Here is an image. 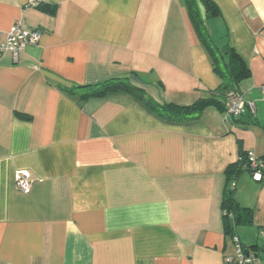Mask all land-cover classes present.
Wrapping results in <instances>:
<instances>
[{
	"label": "crops",
	"instance_id": "0c3cea01",
	"mask_svg": "<svg viewBox=\"0 0 264 264\" xmlns=\"http://www.w3.org/2000/svg\"><path fill=\"white\" fill-rule=\"evenodd\" d=\"M212 1L220 15L205 27L249 68L239 91L255 105L229 122L215 107L165 121L128 93L81 100L74 90L128 77L177 106L216 90L182 0H0V42L17 22L40 32L16 61L0 60V264H224L234 254L224 172L240 150L264 155V0ZM234 190L252 218L235 234L264 264V184L243 171Z\"/></svg>",
	"mask_w": 264,
	"mask_h": 264
},
{
	"label": "trees",
	"instance_id": "16d2710c",
	"mask_svg": "<svg viewBox=\"0 0 264 264\" xmlns=\"http://www.w3.org/2000/svg\"><path fill=\"white\" fill-rule=\"evenodd\" d=\"M182 2L199 43L207 55L211 69L220 80V85L216 90L208 92V96L200 98L189 106L159 105L142 90L131 85L128 77H120L93 85L75 87L74 90L80 94V99L87 100L94 97H103L108 93L114 92L128 93L140 100L157 117L170 122L198 120L203 110L207 107H215L222 113L225 109L227 94L229 92L240 93L239 85L242 81L249 78L250 70L230 44L219 47L212 41L205 27V21L220 15L215 3L212 0H182ZM38 9L48 14H53L55 11L53 6L46 4H41ZM69 92H72V90H69ZM18 116L23 120L30 119L25 115L19 114ZM238 142L241 144V140H238ZM247 154L240 150L239 161L229 165L224 172L226 182L222 199V212L224 232L229 237L235 234L238 226L251 224L252 222L251 211L240 207L234 196L235 182L239 175L243 171L251 173L248 169ZM258 159L263 162V167L260 169L261 179L259 182L264 184V155ZM257 248L258 245H253L246 249L244 248V251Z\"/></svg>",
	"mask_w": 264,
	"mask_h": 264
},
{
	"label": "built area",
	"instance_id": "2783aa9c",
	"mask_svg": "<svg viewBox=\"0 0 264 264\" xmlns=\"http://www.w3.org/2000/svg\"><path fill=\"white\" fill-rule=\"evenodd\" d=\"M39 39L40 32L37 30L23 29L21 23L17 22L4 34V40L0 42V60L6 54H9L16 61L25 47L35 45ZM246 112L255 114L254 103L245 101L239 92H229L226 96L225 109L222 112L223 119L227 122L236 120ZM247 159L249 163L248 169L251 171L253 180L259 182L261 179L260 169L263 167L262 160L256 158L252 153L247 154ZM31 184L32 180L28 172H16L15 185L20 192L28 193ZM231 241L234 246V254L225 257L224 264H253L251 255L249 257L245 255L244 247L236 234L231 237Z\"/></svg>",
	"mask_w": 264,
	"mask_h": 264
},
{
	"label": "rangeland",
	"instance_id": "374dc122",
	"mask_svg": "<svg viewBox=\"0 0 264 264\" xmlns=\"http://www.w3.org/2000/svg\"><path fill=\"white\" fill-rule=\"evenodd\" d=\"M213 27H211V24H208L207 25V29H208V31L209 32H211L212 33V40H213V42L216 44H220V41H221V39H220V37H219V35H220V32H218V30H213L212 29ZM220 31V30H219ZM210 35V34H209ZM259 237V236H258ZM257 242H258V244H260L261 246H263L264 245V240L262 239V238H258L257 239Z\"/></svg>",
	"mask_w": 264,
	"mask_h": 264
},
{
	"label": "water",
	"instance_id": "95a60500",
	"mask_svg": "<svg viewBox=\"0 0 264 264\" xmlns=\"http://www.w3.org/2000/svg\"><path fill=\"white\" fill-rule=\"evenodd\" d=\"M245 255H246L247 257H249V256L251 255V254H250V251H249V250L245 251ZM253 259H257V256L254 255V256H253Z\"/></svg>",
	"mask_w": 264,
	"mask_h": 264
}]
</instances>
